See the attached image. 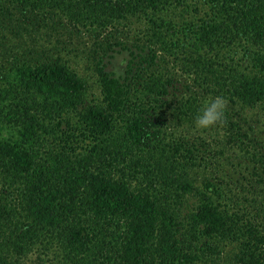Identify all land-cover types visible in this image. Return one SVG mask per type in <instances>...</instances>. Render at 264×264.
Returning <instances> with one entry per match:
<instances>
[{"label":"trees","instance_id":"obj_1","mask_svg":"<svg viewBox=\"0 0 264 264\" xmlns=\"http://www.w3.org/2000/svg\"><path fill=\"white\" fill-rule=\"evenodd\" d=\"M260 113L264 0H0V264H264Z\"/></svg>","mask_w":264,"mask_h":264},{"label":"rangeland","instance_id":"obj_2","mask_svg":"<svg viewBox=\"0 0 264 264\" xmlns=\"http://www.w3.org/2000/svg\"><path fill=\"white\" fill-rule=\"evenodd\" d=\"M76 41H78L77 45H78V49L79 50L72 51L69 54V52H67V50L76 48ZM84 41L86 42L87 45H89L92 40L90 41L89 36H85L82 33L81 35H79L76 38V40H74V42L72 44L68 45L67 49L62 54L64 55V58H66L69 61V63H71L72 67L76 68L81 74H83L84 76L88 77L89 84H90V93L89 94L90 95H92V93L98 94L99 93V89H98L97 83L95 81L96 80L95 76H94V74H92V71L90 69L89 70L86 69V66H89L88 65L89 62H88V59L85 57V55L83 54V51H82V49L85 46ZM126 58H127V56L124 53H115L114 57L106 58V62L108 63V67L107 68L110 69V70H116L117 72H120L122 70V67L124 66ZM179 74H180V72H179ZM184 78H185V76L180 74L178 76L177 82H182V80ZM175 85L177 86V88L179 87L178 88V92L180 90H182V84L177 83ZM176 90L177 89H175V91ZM259 116H260L261 119L264 118V114H262V113H260ZM255 117H257V116L255 115ZM253 124L257 126V123H253ZM261 127L262 126L260 125L259 131H260ZM211 130H213V127L209 128L207 130H198L195 127H193V129H191L193 135L191 134L190 137L192 139H194L195 137L197 138L196 135H199V136L201 135L200 137H207V136H209L208 134H209V131H211ZM176 133L178 135L179 131L176 132ZM260 136L263 137L264 136V132ZM201 142L202 141L200 140L199 144H201ZM208 174H209V171H208ZM192 200L190 199V201H192ZM233 253H234V248L229 246V247L225 248L220 254H218V256L217 255H214V256L212 255L211 258H209L208 261H205V262L200 263V264H233ZM37 256H38L37 253L29 254L26 262L27 263H32V262L36 261L37 260Z\"/></svg>","mask_w":264,"mask_h":264},{"label":"clouds","instance_id":"obj_3","mask_svg":"<svg viewBox=\"0 0 264 264\" xmlns=\"http://www.w3.org/2000/svg\"><path fill=\"white\" fill-rule=\"evenodd\" d=\"M228 100L217 95L204 100L194 116V126L198 130H207L222 121Z\"/></svg>","mask_w":264,"mask_h":264}]
</instances>
